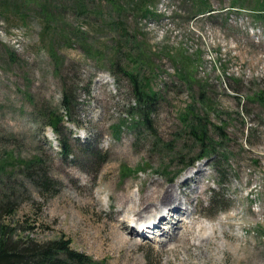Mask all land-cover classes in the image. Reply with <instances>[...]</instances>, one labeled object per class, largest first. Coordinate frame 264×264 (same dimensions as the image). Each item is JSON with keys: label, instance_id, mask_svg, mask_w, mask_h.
I'll list each match as a JSON object with an SVG mask.
<instances>
[{"label": "rangeland", "instance_id": "rangeland-1", "mask_svg": "<svg viewBox=\"0 0 264 264\" xmlns=\"http://www.w3.org/2000/svg\"><path fill=\"white\" fill-rule=\"evenodd\" d=\"M256 1L0 0V15L24 31L0 30V204L15 206L1 218L6 236L70 239L95 264H264V13ZM115 58L152 79L153 110L134 100ZM65 84L70 109L60 106ZM188 108L224 127L211 157L198 159L181 116ZM53 113L62 114L59 133L47 124ZM43 173L50 184L41 193ZM188 175L186 191L198 186L203 198L184 223L223 229L219 249L212 241L196 248L197 231L181 228L156 240L125 228L129 239H118L113 223L134 215L113 205L126 184L137 198V188L163 182L183 199L178 184Z\"/></svg>", "mask_w": 264, "mask_h": 264}, {"label": "trees", "instance_id": "trees-1", "mask_svg": "<svg viewBox=\"0 0 264 264\" xmlns=\"http://www.w3.org/2000/svg\"><path fill=\"white\" fill-rule=\"evenodd\" d=\"M203 6L206 8L207 4H203ZM253 9H258L259 13H264V3L260 0H257ZM145 10H147V8H145ZM0 20H2V23L5 25V29L7 30L11 29L12 27L22 29V27H20L18 24L9 25L5 18L1 15ZM118 27L122 28V36L127 35V31L125 30L123 24H119ZM76 37L79 36L76 34ZM90 49V46H87V48L85 47V51L87 53L90 51ZM127 56H129V54ZM131 63L133 65L132 61ZM112 64L116 69L123 71L124 76L127 78L131 86V90L135 98L134 100L138 101L140 106L143 104L145 109H151L157 102L156 95L158 94L152 87V79L145 75H141L140 72L136 71L137 66H131L132 68L130 70L119 66L116 58ZM65 86L61 95L60 106L61 108L70 109L69 91L66 84ZM260 96H258V98ZM151 110H153V108ZM185 111L186 112L181 115L182 120L189 131L188 133L190 138L195 143V145L198 146L200 151L198 159L213 156L215 154L214 149H217L216 147H218V143H220L219 141L223 143L224 135L222 132L224 131V127L219 124L209 123L210 121H207L205 118H197L192 108H188ZM61 115L62 114H49V120H47V124L51 126L55 133L60 132L59 123L62 119ZM211 132L216 133L218 137L217 139L221 140H213L214 138L210 136ZM62 146L63 153L69 155L70 151L64 147V144H62ZM192 163L193 162L189 164ZM29 175L33 177L36 176L34 172H30ZM35 184L37 188L41 190V193L44 190H48V186L50 184L48 175L43 173L38 181L35 182ZM14 210L15 206H13V204H0V264H95V262L89 256L73 250L70 247V239L38 242L30 238L14 239L11 235L6 236L8 233L7 225L1 223V218L4 215L11 214Z\"/></svg>", "mask_w": 264, "mask_h": 264}, {"label": "bare ground", "instance_id": "bare-ground-1", "mask_svg": "<svg viewBox=\"0 0 264 264\" xmlns=\"http://www.w3.org/2000/svg\"><path fill=\"white\" fill-rule=\"evenodd\" d=\"M201 172L202 169L200 168L196 171L194 176H201ZM191 179L193 178L188 175V177H185L182 182L178 184V188L181 190L179 192H183V199L188 208L179 207V204L183 202V199L179 197L177 188L170 184H164L163 182L158 181H152L145 189L143 187L137 188L139 195L137 198H135L134 193L129 190L130 184H126V189L116 195V202H114L113 205L119 207L117 214H122L127 217L126 214L133 213V219L131 218L129 220H133L134 222L144 221V223L150 224L152 220L160 217L162 223H167L169 226L162 228L159 226V229L165 231V229L173 228L172 234L181 233L180 228L183 232H194L196 230L197 232H195L193 237L195 238V241L192 243L193 246L196 248H202L201 250H206L207 243L212 241L215 245V250H217L220 248V243L216 239L224 234L223 229H220V235L215 234V226L210 220H204L201 224H196L194 221L189 225L184 223L186 217L189 218L195 216L196 209L199 205L198 202L203 198L202 191L198 189V186H193L190 191H186V188H190L191 186ZM195 180L197 181V178ZM205 188L206 187H204V189ZM194 198L198 200L196 203H194ZM177 207L178 209H176L175 212V208ZM153 216L154 218L151 219ZM123 221L124 223L117 219L112 227H114L113 232L117 234L118 239L126 241V239L129 238L122 233V230L126 228L127 233L129 234L128 236H130L133 235L132 233L136 232V228H134L135 226H130L127 219ZM136 226L139 225L137 224ZM136 234L138 233L136 232Z\"/></svg>", "mask_w": 264, "mask_h": 264}, {"label": "built area", "instance_id": "built-area-1", "mask_svg": "<svg viewBox=\"0 0 264 264\" xmlns=\"http://www.w3.org/2000/svg\"><path fill=\"white\" fill-rule=\"evenodd\" d=\"M0 30L5 34V35H8L14 31H17V32H20L22 35H23V31L21 28H15V27H12L11 29L7 30L5 29V25L2 23V20H0ZM24 38V37H23Z\"/></svg>", "mask_w": 264, "mask_h": 264}]
</instances>
